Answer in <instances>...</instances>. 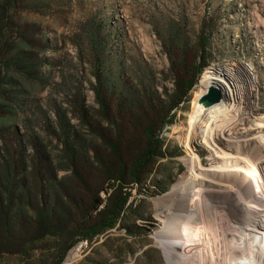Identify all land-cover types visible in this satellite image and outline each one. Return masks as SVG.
Here are the masks:
<instances>
[{
	"label": "rangeland",
	"instance_id": "1",
	"mask_svg": "<svg viewBox=\"0 0 264 264\" xmlns=\"http://www.w3.org/2000/svg\"><path fill=\"white\" fill-rule=\"evenodd\" d=\"M203 24L207 58L173 106L171 67L183 49L197 56ZM225 66L247 70V100L235 105L251 110L232 131L250 137L249 150L264 116V0H0V264L200 262L189 238L166 235L160 198L187 173L198 80ZM167 110L134 182L142 130ZM191 146L207 162L199 136ZM119 191L127 199L113 225L80 239L75 223L97 219Z\"/></svg>",
	"mask_w": 264,
	"mask_h": 264
},
{
	"label": "bare ground",
	"instance_id": "2",
	"mask_svg": "<svg viewBox=\"0 0 264 264\" xmlns=\"http://www.w3.org/2000/svg\"><path fill=\"white\" fill-rule=\"evenodd\" d=\"M247 78L243 67L202 72L185 127L181 160L187 173L160 198L159 219L170 228L166 235L189 238L201 255L197 264H264V116L254 120L260 129L249 150L250 137L232 131L251 110L249 102L235 105L247 98ZM210 86L220 90V100L204 97ZM197 136L207 162L191 146ZM77 252L78 245L69 250L65 263Z\"/></svg>",
	"mask_w": 264,
	"mask_h": 264
},
{
	"label": "trees",
	"instance_id": "3",
	"mask_svg": "<svg viewBox=\"0 0 264 264\" xmlns=\"http://www.w3.org/2000/svg\"><path fill=\"white\" fill-rule=\"evenodd\" d=\"M208 29L206 24H203L200 28V33L197 37L198 39V54L191 53L188 54L185 50H182L180 54L179 64L176 67H171L173 73V83L177 87V95L175 98L173 106L184 100L187 91L191 88L193 83V77H196L197 74L201 71L203 62L207 58L206 56V41L207 35L204 34V30ZM209 33V31L207 32ZM101 104L104 105V102L101 98ZM173 108V107H171ZM106 113V112H105ZM168 110L162 114L161 117L152 121V117L149 118L142 130L144 139L146 141L143 151H141L137 156L133 157L130 161V175L133 178V181L138 180L139 174L142 173L143 168L148 163L150 157L153 155L155 149L160 144V134L165 124L168 123L166 117L168 115ZM121 166V165H120ZM114 181L119 182L122 180L120 175L112 178ZM121 185H119V190ZM126 195L124 192L119 191L117 195L112 200L108 209L101 211L102 213L98 214L97 219H94L92 222H77L75 227L77 231L81 234L79 235L80 239H91L95 234L101 231L105 227H111L114 223V220L119 216V213L124 208L126 202ZM108 218L110 221L105 222ZM41 222L44 223V218H41ZM52 227V226H50ZM49 229V228H48ZM52 229V228H50ZM46 233V232H45Z\"/></svg>",
	"mask_w": 264,
	"mask_h": 264
},
{
	"label": "water",
	"instance_id": "4",
	"mask_svg": "<svg viewBox=\"0 0 264 264\" xmlns=\"http://www.w3.org/2000/svg\"><path fill=\"white\" fill-rule=\"evenodd\" d=\"M220 96L221 95L218 90L213 87H210L204 97L210 101H218L220 99Z\"/></svg>",
	"mask_w": 264,
	"mask_h": 264
}]
</instances>
